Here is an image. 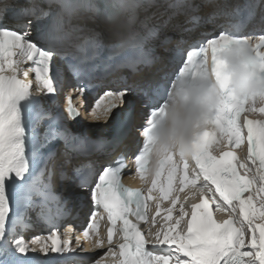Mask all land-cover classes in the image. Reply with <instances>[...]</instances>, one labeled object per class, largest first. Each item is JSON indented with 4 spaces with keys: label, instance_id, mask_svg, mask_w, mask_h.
Here are the masks:
<instances>
[{
    "label": "snow or ice",
    "instance_id": "obj_1",
    "mask_svg": "<svg viewBox=\"0 0 264 264\" xmlns=\"http://www.w3.org/2000/svg\"><path fill=\"white\" fill-rule=\"evenodd\" d=\"M51 7L58 9L54 23H45L42 17L51 12L36 0H0V264H48L51 254L83 251L81 234L73 235L71 224L62 240L54 223L46 237L25 238L18 231L28 225L30 212L39 219L47 216L50 203L64 208L67 193L75 189L91 200L82 236L105 249L94 264H264V0L245 10L253 32L224 28L187 51L164 102L151 110L133 156L146 189L123 183V156L99 167L91 161L90 175L81 177L80 162L118 148L143 102L135 82H93L122 65L135 71L152 64L158 57L145 49L147 39H159L163 47L171 40L163 33L191 31L224 5L78 0ZM129 50L134 55L117 62ZM59 60L76 75V84L64 110L49 113L40 94L58 99L64 91ZM238 79L251 84L250 90L242 91ZM89 85L99 89L91 104ZM177 98L199 106L198 130L189 152L161 149L149 180L157 126ZM37 170L48 178L44 191L32 179ZM57 173L65 182L58 197L53 195ZM151 201L155 212L150 215ZM165 201L169 206L162 209ZM217 212L226 218L217 220ZM105 214L106 239L97 235L91 241L89 233H97Z\"/></svg>",
    "mask_w": 264,
    "mask_h": 264
},
{
    "label": "clouds",
    "instance_id": "obj_2",
    "mask_svg": "<svg viewBox=\"0 0 264 264\" xmlns=\"http://www.w3.org/2000/svg\"><path fill=\"white\" fill-rule=\"evenodd\" d=\"M237 86L242 91L250 90L251 84L237 80ZM196 93L193 92V99ZM199 122V106L195 103L186 105L179 98L175 104L169 102L166 116L157 126L158 142L153 150L155 160L164 147L174 148L179 151L183 149L186 153L190 151V140Z\"/></svg>",
    "mask_w": 264,
    "mask_h": 264
},
{
    "label": "bare ground",
    "instance_id": "obj_3",
    "mask_svg": "<svg viewBox=\"0 0 264 264\" xmlns=\"http://www.w3.org/2000/svg\"><path fill=\"white\" fill-rule=\"evenodd\" d=\"M102 127H100V129H101Z\"/></svg>",
    "mask_w": 264,
    "mask_h": 264
}]
</instances>
